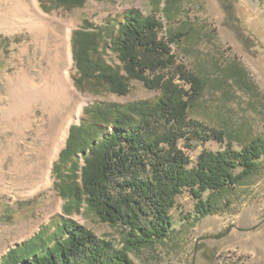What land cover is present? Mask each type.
Here are the masks:
<instances>
[{
	"label": "rangeland",
	"instance_id": "1",
	"mask_svg": "<svg viewBox=\"0 0 264 264\" xmlns=\"http://www.w3.org/2000/svg\"><path fill=\"white\" fill-rule=\"evenodd\" d=\"M37 1V9L33 6L20 14V8L30 0H0V16L4 18L0 20V258L10 247L33 236L55 214H64L66 201L53 167L71 125L80 123L85 106L95 102L128 103L160 94L138 79L130 81L127 94L78 89L72 33L85 20L102 25L109 17L136 9L163 22L162 36L169 30L182 32L180 41L172 44L177 64L202 76L205 83L202 96L191 108V117L210 127L235 132L243 141L264 136V0H181L171 20L159 0H87L82 7L50 10ZM38 12L43 17L37 18ZM41 20H48L49 27L41 26ZM62 34L69 35L66 47L71 50V59ZM107 58L110 63L121 64L111 50ZM60 70L69 72L77 104L72 100L60 102L62 109L52 111L53 106L45 108L42 102L35 106L27 103L21 107L19 120L6 117L9 101L4 96L10 89V79L26 74L40 80L44 72L46 76ZM164 73L172 75L176 69ZM176 81L183 82L180 78ZM61 125L65 135L54 141L55 130ZM42 128L46 139L38 134ZM225 145L215 139H179L189 166L196 165L204 149L217 151ZM234 146L240 149L241 141H235ZM45 168L50 184L44 183ZM240 170V166L234 169L236 173ZM209 193L206 191L204 197ZM225 199L228 208L195 221L196 199L185 188L171 210L169 236L131 251L134 264H264V156L258 172L224 193ZM69 216L98 236L117 242L120 239V228L103 222L86 204L81 212ZM24 225L28 232L17 234V227Z\"/></svg>",
	"mask_w": 264,
	"mask_h": 264
},
{
	"label": "trees",
	"instance_id": "2",
	"mask_svg": "<svg viewBox=\"0 0 264 264\" xmlns=\"http://www.w3.org/2000/svg\"><path fill=\"white\" fill-rule=\"evenodd\" d=\"M86 1L41 0L45 10L73 9ZM180 1L159 0L168 19ZM163 27L156 16L131 9L102 25L85 20L73 30L78 89L127 94L130 81L138 79L160 94L128 103L85 106L53 167L66 201L64 214H55L33 236L10 247L0 264H134L131 251L169 236L171 210L185 188L196 199L193 218L199 221L228 208L224 193L258 172L264 136L243 141L235 132L191 117V108L205 88L204 79L177 64L172 44L183 33L169 30L164 37ZM109 50L121 64L109 62ZM172 68L176 73H164ZM180 138L187 142L215 139L226 145L217 151L204 149L196 165L189 166ZM235 141H241L240 149ZM206 191H210L207 198ZM84 204L103 222L120 228L118 242L98 236L69 216L81 212Z\"/></svg>",
	"mask_w": 264,
	"mask_h": 264
},
{
	"label": "bare ground",
	"instance_id": "3",
	"mask_svg": "<svg viewBox=\"0 0 264 264\" xmlns=\"http://www.w3.org/2000/svg\"><path fill=\"white\" fill-rule=\"evenodd\" d=\"M37 2H38L37 0H30V2L27 5L25 4L24 7L20 8V10H19L20 14L24 13L26 11H30L31 9H34L33 6L35 7V9H37ZM12 15H14V14H11L10 17ZM39 17H43V15L38 12V17L37 18H39ZM1 19H4V18H1V16H0V20ZM49 20H51V19H49ZM41 23H43L41 26L49 27V21L48 20H41ZM68 36L69 35H67V34L63 35V37H64L63 45L65 47H66V43H68V41H67L69 39ZM59 41H60V39H59ZM61 48H62V46H61ZM66 51H67L68 59H71V50L69 49L68 46L66 47ZM61 57H63V56H61ZM56 59H58V58H56ZM65 60H66V57H65ZM43 74H42L40 80H38L39 78L37 79L35 77H31L30 78L26 74H18L15 78L10 79V81H9V85H10L9 88L10 89L8 90V93H6L7 95L4 96V97H7L8 101H9V104L5 108L6 109V111H5L6 112V114H5L6 117H10V116H12V117L14 116L15 117L16 116V118H18L17 120H19V114H21V107H22V105H26L27 103L29 105H34L36 103L42 102L45 105V108L46 107L48 108L49 106L50 107L53 106L52 107V111H56L58 108H61V106H60L61 103L60 102L68 103V102H70V100H72V102L75 101L76 104H77L78 100L76 98L75 92L73 91V86H72V82H71V79H70L69 72H67V71L65 72L63 70L62 71L60 70V73L56 72L53 75H46L45 74L46 76H43ZM76 108H78V107H76ZM52 117H53V115H52ZM11 122H12V120H11ZM20 122L21 121H18L17 123H20ZM44 130L42 128L38 132V134L40 136H43L44 139H46L47 137L45 136V131ZM65 132H66V130L65 129L63 130V125H61V127L59 126L58 129H57V132L55 130L54 141L55 140L57 141L60 136L64 137ZM47 172L48 171L45 168V171H44V183L45 184H50L51 180H50V177H49V173H47ZM25 226L26 225L18 226L17 227V231H16L17 234L18 233L20 234V232L26 233V231L28 229H26Z\"/></svg>",
	"mask_w": 264,
	"mask_h": 264
}]
</instances>
